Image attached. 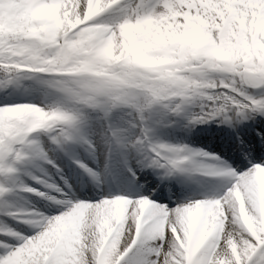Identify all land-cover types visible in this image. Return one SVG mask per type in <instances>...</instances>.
I'll use <instances>...</instances> for the list:
<instances>
[{
  "label": "snow or ice",
  "instance_id": "1",
  "mask_svg": "<svg viewBox=\"0 0 264 264\" xmlns=\"http://www.w3.org/2000/svg\"><path fill=\"white\" fill-rule=\"evenodd\" d=\"M119 4L0 0V71L9 82L21 72L59 74V80L41 83L105 116L117 103L143 113L169 94L212 87L199 82L209 70L227 74L220 82L225 88L232 81L264 85V0H138L134 8L117 9ZM110 9L118 14L105 18ZM141 95L144 103L137 102ZM208 100L219 106L213 103L196 122L221 115L230 122L227 113L257 108L264 113V98L242 87ZM41 113L51 118L38 119ZM83 121L82 113L60 105H0V173L15 171L25 158L29 133L57 126L50 140L63 149L83 139ZM112 137L118 148L137 150L148 139L137 136L126 144L116 132ZM161 149L165 156L181 151L153 146L151 164L168 174L181 171L175 159L161 162ZM227 175L235 182L222 196L171 208L125 195L78 201L31 238L12 233L19 246L0 240V264H264V164ZM6 191L0 186V194Z\"/></svg>",
  "mask_w": 264,
  "mask_h": 264
},
{
  "label": "rangeland",
  "instance_id": "2",
  "mask_svg": "<svg viewBox=\"0 0 264 264\" xmlns=\"http://www.w3.org/2000/svg\"><path fill=\"white\" fill-rule=\"evenodd\" d=\"M137 2L138 0H123L117 6V9L122 7H128L129 9L134 8ZM117 9H112L107 15H105V18H111L117 15ZM261 58L264 59V53L261 54ZM153 62L162 63L166 61L157 60ZM226 75L227 74L209 70L203 77L200 78L199 82L205 85L211 84L212 87L199 88L196 90V94H193L191 91H186L183 95L169 94L167 97L160 99L156 103H153L149 108H146L143 113H138L131 104H116L109 110L107 116H105L104 111L101 110V108H92L90 105L82 104L80 101L68 99L66 94L61 92L58 87L41 83V81L44 80H59L61 78L59 74L27 73V76H25L26 78L20 74L19 79L12 82H9L8 78L0 77V90L10 89L11 94H13L15 97H17L19 90H21L23 92L25 91L28 96L26 100H18L16 98L15 100L17 101H13L12 99L9 101V97H5L7 96L6 94H4V96L0 93V105L31 103L46 109L52 106L60 105L82 113L84 116V121L80 125V136H82L83 139H78L77 141L69 144V151L73 153L74 157L70 154H67L70 156L71 160H74L73 163H77V167H79L80 170V167H82L81 165H83V168H85L88 159L90 161L101 160L103 155L107 154L108 151H111L109 149L111 148V145L113 144L112 142L114 140L111 134L112 130L108 131L109 124L114 126L113 130L124 138L125 143L135 139L137 136L142 137V132H144L143 130L146 128L151 130L154 129L157 139L163 140L165 138L164 135H162L164 130L163 127L160 126L159 120L163 117H175L180 114L181 101L183 100L190 105L191 112H193L196 120L201 112L208 110L213 103H216V105L219 106V103L215 100L209 101L208 96L231 93L232 87L234 86L242 87L246 93L252 97H255L256 99L264 97V89L256 91L249 86L247 87V85H237L236 81H232V83L227 88L223 87L220 82L225 79ZM24 82L26 85H24ZM137 102L144 103L145 97L143 95L139 96L137 98ZM98 103H102V100H98ZM141 115L145 116V125H142L143 123L140 121ZM56 130L57 126H53V128L50 129H40V131L35 133H29L27 136V141L28 143H32L33 146L29 147L27 144L26 151L29 148L34 153V158L32 161L23 159L21 162L16 163L19 165V168H16L15 171L11 173H0V183L1 181L6 183H13L15 181V188L19 190L22 189V191L14 190L7 195L4 193L0 194V204L2 207L3 205H11L13 207V211L15 210L14 212H11L14 214L4 215V207L2 208L3 210L0 209V240L5 241L9 245L14 244L19 246V244L22 242L18 240L17 236L13 235L12 233H16L22 237L31 238L35 234L44 230V227L47 225L50 217L69 211L71 207L74 206L78 201L97 202L103 198H107L108 196L117 195L112 192L111 194L107 192L106 194H89L87 196L85 195L83 197H79L71 194V192H68L67 190L62 189L61 184L60 186L56 187H58L59 191H64L62 195L65 197H62L66 198L64 201H67L64 203V207L56 212L47 213L42 210V206L44 205L53 207L54 205L60 204L62 202L60 201L61 195L58 193V190L57 192H50L47 189L42 188V185H46V181H52V175L50 179L46 177V175L48 176L49 170L54 172L51 164H54L55 166H62V171L65 172L66 166L64 161H57V158L61 155H64L65 151L58 148L50 140V136L54 135ZM260 137L264 141V136L260 135ZM85 140L89 141L92 146H90L89 143H85ZM164 140L172 143L174 148L180 149L181 151L179 154L182 156H186L188 153L186 152V147H188L187 145L190 144V142L187 139L179 137L176 139L168 138ZM83 147L89 156L86 160L83 159ZM91 147L93 148L92 150L90 149ZM141 151L142 153L140 158H149L150 161H152L153 157L151 158V155L146 152L144 145ZM208 154V150H202L199 153V155L202 156H207ZM236 154L239 155L238 153ZM77 156L79 157L77 158ZM202 158H200L201 160L199 161L201 164H199L200 168L198 169V173L186 177L184 180L186 183V180L188 179L186 186L182 188V190H179V194H174L173 192V199H176V201L173 203L161 201V199H151L152 191L142 193L137 197L135 196V198L146 197L149 198L153 203L171 208L174 205L180 204L181 202L186 203L188 201L212 199L222 196L223 191H226L230 187L228 185L230 183L232 185L235 182V179L227 178L217 181L216 179L207 178L204 176L208 175L206 169L212 166H218L219 168V166H223V162L221 161L222 163H214L213 161L208 159L203 160ZM49 161H51V163H49ZM250 162L251 163H247L249 165H245L239 170H236L235 168H233V170L235 173L239 174L257 164L256 162ZM122 170H124V172L121 173L125 174L126 178L129 177L131 179V177L128 176V174H131V169ZM182 172L184 175L186 174V172ZM28 178L38 181L41 186L30 183ZM28 188H31L32 191H24V189ZM219 191H221V193ZM2 252L3 249H0V253Z\"/></svg>",
  "mask_w": 264,
  "mask_h": 264
},
{
  "label": "bare ground",
  "instance_id": "3",
  "mask_svg": "<svg viewBox=\"0 0 264 264\" xmlns=\"http://www.w3.org/2000/svg\"><path fill=\"white\" fill-rule=\"evenodd\" d=\"M7 91H8V93H7ZM9 92H10V89L0 90V93L2 95L6 94L7 96H5V95L4 96L9 97L8 98L9 101L11 99L14 101L16 98L18 100H26L28 98V96L25 92L22 93L19 91V94H17V97H15L13 94H11V92L10 93ZM15 101H17V100H15ZM260 111L261 110L259 108H257L256 111H247L246 113H248V115H249V116H247L249 118V120H247L248 121L247 123L242 122V124L238 123V121H236L235 117L232 116V119L230 121V123L232 124L231 128L233 129L232 133L239 134L244 139H248L247 141H244V140L241 141L240 145H236V140H232L229 135L226 136L228 133L223 135V137H227L224 139L225 141L223 143H222V140H219L221 138V135L223 133H225V131H224L225 128L222 129L221 126L217 127V124L220 122L219 119L223 118V115L215 117L216 119L213 118V120L211 122H209V125L205 126L206 129H203L200 131H197V127H195L194 123H196V120H195V116H194L193 112H191V111H190L191 112L190 118L188 120L181 119L178 115L175 117L167 116V117L161 118L159 120V123H160V126L163 127V130H164L162 133V135H164V137H165L164 139H168V138L176 139L179 137L180 138L183 137V139H187L188 141L190 140L189 142L191 144H194V145H192L193 147L188 148V150H190L192 152V154L198 152L202 148H205V146L208 147V145H209V147H212L214 149L209 151L213 155H208V156H210V157H208V159L210 161H213L214 163L215 162L220 163L218 161H215L213 158L215 156H217L218 151L223 152V157L225 159V162H224L223 166H220V169L224 170V174H222V176H228L230 178L233 176L227 175V173L229 171H234L233 168L230 167V165H232V164L237 165V170H239L240 168H242L243 165H245L247 163V161H245L246 163L242 162L241 157H236L237 156L236 153H238V152L239 153H247L248 155L250 153H253V158H251L252 161L260 162L262 160L264 163V155H262L263 156L262 158H261V156L259 157V153L262 150H264V141L260 137H258V135H257V132L262 133V134L264 133V118H263L264 116L259 115ZM263 115H264V113H263ZM184 124H187V125H184ZM37 131H40V129H37L36 131H34L32 133H35ZM144 135H147V137H148L149 134H144L142 132V137ZM154 138H155V141L151 137V139L154 141L152 146H159V145H165V146H169V147L174 146L172 143H170L164 139L161 140V142L157 141L158 140L157 136H154ZM195 144L196 145L199 144V146H195ZM232 144H235V145L232 146ZM28 146L31 147V146H33V144L28 143ZM68 146L69 145H66L62 150H64L68 154L74 156L73 153L71 151H69ZM90 149L92 150L93 148L91 147ZM141 149H142V147L139 148L138 150L132 149L130 147L116 148L114 153H111L109 155L108 154L103 155L101 160L90 161L88 159L87 165L89 166V169H87L86 173L88 175H93V173H95L96 179H98V178L101 179L103 177L107 178L104 175V172L105 171L107 172L109 170L117 171V172H124V170H122V169H131V172L147 173V172L151 171V169H159L160 167L153 166L151 164V161L149 158L148 159L140 158L141 153H142ZM161 150H163V151L165 150L164 153L166 152V149H161ZM125 151H126L127 155H126ZM82 152L84 154L83 159L86 160L89 156L87 155L84 147L82 149ZM146 152L148 154H150L149 149H146ZM25 154H26V156H25L24 160L32 161V159L34 158L33 157L34 153L29 148ZM167 155H168L167 159H175L178 161V156L176 154H170V152H168ZM78 157L79 156H77V158ZM63 160L68 161L64 155H61L60 157L57 158V161H63ZM68 163H69V161H68ZM70 164H71V168L75 170V167H73V164L71 162H70ZM16 168H19L18 164H16ZM59 169H62V168L59 167ZM47 170H48V168H47ZM74 170L71 171L70 174L68 175L69 180H75L76 181L78 178H80L84 181L82 174L79 173L78 171H74ZM57 173H58V175H55V173L53 174L51 172V170H49L48 176L46 175V177L50 179L52 176H54V178L52 177V181H50V182L46 181V185H44V186L42 185V188H45L50 192H57L58 187H56V186H60L62 184V181H63L62 178L60 177L63 174L59 170H57ZM114 176H115L114 178L116 181L123 183L122 187L121 188L119 187L118 191H116V193L123 194L125 196H131V197L136 196L137 197L142 193L149 192L150 190L153 189L150 186H153L152 184L155 183V181H153V178H151V179H148L150 181L149 183L147 182L148 184L139 185L140 187L136 188V187H134V185L137 183L131 182V180L129 178L125 177V174L115 173ZM128 176H129V174H128ZM137 177H139V176H137ZM206 177L209 179H216L217 181H221V180H219L220 179L219 177H216L214 170L212 171L211 175L206 176ZM145 180H146V178H140L139 182L145 181ZM187 180H186V183H187ZM29 181H30V183H33L34 185L41 186V184H39L38 181H36L32 178H30ZM186 183L185 182L181 183V185L183 187L181 186L179 190H182V188H184L186 186ZM84 184H85V181L80 185V187H83ZM0 186H3L7 189V191L4 192L5 195H7L8 193H10L14 190L22 191V189L19 190V189L15 188V186H16L15 181L13 183H6L4 181H1ZM228 186L231 187L232 186L231 183ZM62 189L65 190L66 188L62 187ZM174 190L177 191L176 188ZM24 191L27 192L26 189H24ZM97 191H102L104 194H106V192L112 191V190H111V187H109V189H108L106 187L100 188L96 185H89L87 187V190H85V193H86L85 195L87 196V195L92 194V193L97 192ZM171 191L172 190L166 191L162 188H158L151 193L152 194L151 199H153V198L154 199H161V201H168L169 203H173L174 201H176V199L175 200L173 199L174 195L172 194ZM219 192L221 193V191H219ZM224 192L225 191H223V193ZM58 193L61 195L60 201H62V202L60 204L54 205L53 207H49V206L44 205V206H42V210H44L47 213L48 212H56V211H59L60 209H62L64 207V203L67 202V201H64L66 198H63L65 196L62 195L64 193V191L60 190ZM69 204H72V203H69ZM3 207H4V210L6 212V213L4 212V215L14 214V213H11V212L15 211V210L13 211V209H12L13 207L11 205H5V206L3 205ZM3 207L0 204L1 210H3L2 209ZM16 214H20V213H16ZM55 216H52L50 218H54Z\"/></svg>",
  "mask_w": 264,
  "mask_h": 264
},
{
  "label": "clouds",
  "instance_id": "4",
  "mask_svg": "<svg viewBox=\"0 0 264 264\" xmlns=\"http://www.w3.org/2000/svg\"><path fill=\"white\" fill-rule=\"evenodd\" d=\"M76 71H83L85 69H75ZM166 75V74H165ZM161 79H165V76H161ZM45 118H51L50 116H48V114H44L41 113L40 116L38 117V119H45Z\"/></svg>",
  "mask_w": 264,
  "mask_h": 264
},
{
  "label": "trees",
  "instance_id": "5",
  "mask_svg": "<svg viewBox=\"0 0 264 264\" xmlns=\"http://www.w3.org/2000/svg\"><path fill=\"white\" fill-rule=\"evenodd\" d=\"M9 74L4 73L3 71H0V76H8Z\"/></svg>",
  "mask_w": 264,
  "mask_h": 264
},
{
  "label": "water",
  "instance_id": "6",
  "mask_svg": "<svg viewBox=\"0 0 264 264\" xmlns=\"http://www.w3.org/2000/svg\"><path fill=\"white\" fill-rule=\"evenodd\" d=\"M264 87V85H257V86H255V88H263Z\"/></svg>",
  "mask_w": 264,
  "mask_h": 264
}]
</instances>
